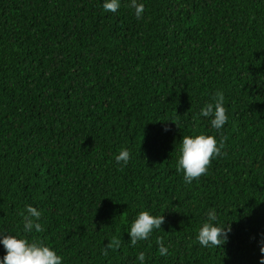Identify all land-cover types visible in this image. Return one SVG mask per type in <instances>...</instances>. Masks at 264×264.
I'll return each mask as SVG.
<instances>
[{
	"label": "trees",
	"instance_id": "16d2710c",
	"mask_svg": "<svg viewBox=\"0 0 264 264\" xmlns=\"http://www.w3.org/2000/svg\"><path fill=\"white\" fill-rule=\"evenodd\" d=\"M142 2L137 19L127 0L117 13L102 0H0V228L43 240L63 264H139V252L145 264H259L264 0ZM218 89L219 132L199 116ZM201 133L225 154L185 184L180 141ZM27 205L43 232H22ZM209 209L231 227L220 247L195 240ZM142 210L164 223L133 247ZM114 236L121 247L104 255Z\"/></svg>",
	"mask_w": 264,
	"mask_h": 264
},
{
	"label": "clouds",
	"instance_id": "9594fccd",
	"mask_svg": "<svg viewBox=\"0 0 264 264\" xmlns=\"http://www.w3.org/2000/svg\"><path fill=\"white\" fill-rule=\"evenodd\" d=\"M102 9L105 13H117L122 0H102ZM128 8L133 10L137 19H142L145 12V5L142 0H127ZM225 96L222 90H215L210 102H207L199 110V116L208 119L212 129L219 132L228 122L229 116L225 108ZM224 140L219 141L216 136L208 134L185 135L180 141L177 158V171L182 172L185 184H191L194 180L206 175L212 159L222 157L225 153ZM131 159L128 149L122 148L115 161L122 167L126 166ZM42 216L41 210L32 205L26 206V211L21 214L22 232L25 234L41 233L44 231L43 225L39 222ZM164 223L163 215H153L147 210L140 211L127 229L130 236V244L135 247L140 241H147L154 230L161 229ZM231 232L230 225L221 226L215 209H209L206 213V220L202 222L195 236L196 242L201 247H220L228 239ZM0 244L5 249V254L0 257V264H63L64 258L57 251L46 244L43 240H29L24 235L8 234L0 228ZM158 251L160 255L166 256L168 248L162 240L158 241ZM121 247V237H112L107 242L103 254L107 255V250H116ZM261 256L259 264H264V244L260 245ZM136 260L139 264H145L146 256L144 252L137 254Z\"/></svg>",
	"mask_w": 264,
	"mask_h": 264
}]
</instances>
